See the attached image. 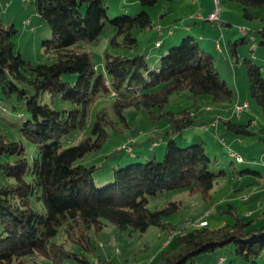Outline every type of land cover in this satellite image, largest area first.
Wrapping results in <instances>:
<instances>
[{
    "label": "trees",
    "instance_id": "1",
    "mask_svg": "<svg viewBox=\"0 0 264 264\" xmlns=\"http://www.w3.org/2000/svg\"><path fill=\"white\" fill-rule=\"evenodd\" d=\"M158 1L139 0L141 8L135 14L109 17L104 0H33L35 11L52 34L51 39L42 40L44 49L54 52L55 59L50 63H32L15 52L12 37L16 27L0 24V93L24 101L27 117L17 129L37 146L36 155L30 159L21 141L0 133V154L13 156L0 162V172L12 179L0 185V264H23L32 254L45 256L53 264H66L67 258L78 264H94L89 258L96 248L90 232L101 230L107 222L141 232L154 225L174 233L175 224L165 217L179 210L180 201L169 199L160 208H150L148 201L162 193L181 190L198 193L201 199L212 203L217 214L229 216L231 221L216 227L187 226L176 232L171 237L173 241L169 239L147 264H184L199 253L229 243L234 244L235 254L245 259L252 256L249 264H258L255 258L264 250V222L253 225V219L240 216L233 203H215L210 190L223 172L211 170L216 158L210 157L202 142L183 144L173 138L197 120L205 126L220 119L226 129L250 132V121H234L232 116L227 117L228 109L217 116L191 109L205 94L211 96L213 104H234L235 92L219 74L213 55L187 33L177 45L169 46L153 67L142 53L126 56L106 50L103 69L97 70L85 48V44L98 41L106 23L114 29L110 44L134 48L137 38L132 29L152 27L147 8ZM233 1L241 4L246 17L252 16L251 7L264 6V0ZM257 32L264 50V26ZM235 43H230L233 53ZM244 63L250 94L264 113V71L249 58ZM64 73H74L76 78L72 82L65 80ZM182 90L190 92L192 103L178 111L163 110L169 96ZM104 93L113 96L111 106L125 124L123 110L134 106L144 109L153 119L166 117L169 127L160 135L167 137L161 159L152 157L114 166L110 180L98 185L93 176L97 165L77 160L99 150L109 135L106 127L112 121L104 107L96 110L83 137L73 140L69 136L85 126L88 106ZM46 94L49 102L43 99ZM152 108H157V112ZM249 172L261 176L248 168L232 170L233 175L240 176ZM261 213L264 215V208ZM60 229L64 236L61 242L55 239ZM68 241L79 246L81 252L67 249ZM94 261L112 263L101 257Z\"/></svg>",
    "mask_w": 264,
    "mask_h": 264
},
{
    "label": "rangeland",
    "instance_id": "2",
    "mask_svg": "<svg viewBox=\"0 0 264 264\" xmlns=\"http://www.w3.org/2000/svg\"><path fill=\"white\" fill-rule=\"evenodd\" d=\"M213 1L159 0L147 8L152 27L143 30L132 29L133 35L137 38V45L134 48L110 44L109 38L114 33V29L109 23L105 24L98 41L85 44V48L90 51L97 70L103 69V53L106 50L113 54L126 56L142 53L148 65L153 67L156 62L152 54L165 53L169 46L177 45L187 33L199 40L200 45L213 55L215 66L221 77L234 90L236 95L234 104L236 102L248 103V108L241 111L239 115L233 114L232 119L240 123L250 121V125H247L250 132L236 133L226 129V125L220 119L215 121L216 125L207 123L204 127L201 125V120H197L194 124L180 130L173 138L177 143L183 144L192 141L202 142L210 157L217 160V163L211 166V170L214 172L223 170L214 180L210 190L213 201L221 204L233 203L240 216L246 220L253 219V225H260L264 222V215L261 213L264 208V113L250 94V83L244 61L245 58H249L261 65L264 71V50L259 43L257 32L258 28L264 25V6L251 7L249 11L253 16L246 17L239 2L220 0L219 19L221 18L222 22L207 19L208 14L202 15V19L192 16L195 13H203L204 9H209V7L211 10ZM104 3L109 17L120 14L133 15L141 8L139 0H104ZM84 9L85 5L82 6V10ZM0 24L3 26L14 24L17 29L12 37L14 51L20 52L25 59L32 63H50L55 59L54 52L46 51L42 45V40L51 39L52 34L47 23L35 11L33 0H0ZM183 24L189 25L191 30H186ZM157 26L161 28L160 31L159 28L156 29ZM170 28L173 33H169ZM240 28H244L246 32L241 31ZM156 38L159 39L160 45H158L159 41L155 44ZM229 41L230 43L236 42V53L232 52V45ZM62 78L72 82L76 74L64 73ZM25 88L32 92L30 87L25 86ZM43 99L49 102L47 94ZM112 99L113 96L109 93L99 95L88 106L85 126L76 128L69 136L73 140L83 137L91 127L96 110L104 107L112 121L106 127L109 135L99 150H93L77 160L85 165H97L93 176L98 185H103L110 180L114 166L117 167L129 161H146L152 157L161 159L167 137L163 138L160 135L169 127L166 117L153 119L144 109H137L134 106L124 108L125 124L112 108ZM191 103L190 92L182 90L169 96L163 110L178 111ZM234 104H213L211 96L205 94L199 96L197 104L191 109L194 113L217 116L218 112H224V109L231 110L233 113ZM56 105L59 103L57 102ZM229 106L230 108H227ZM151 110L157 112V108ZM205 110H209L210 113L207 114ZM225 115L223 114L222 118ZM26 117L27 112L23 100H17L15 95L3 97L0 93V133H7L10 140L21 141L31 159L37 153V146L25 139L17 129ZM232 151L241 156L243 160ZM12 158V155L0 154V162ZM245 168L258 171L261 176L254 172L245 173L240 176L241 178L232 174L233 169ZM256 179L259 181L255 182ZM11 181L10 177L0 172V185ZM244 195L249 197L244 198ZM169 199L181 203L178 211L165 217V220L175 224L174 233L170 235L167 230L154 225H150L141 232L129 226L120 228L107 222L101 230L93 229L90 232L91 241L96 247L94 254H89L91 261L97 264L94 259L101 257L110 259L111 264H147L163 249L164 240H172L176 232L183 231L198 219L204 220L208 227H216L224 221H231L229 216L217 214L210 201H204L198 193L189 190L162 193L151 197L148 206L160 208ZM62 232L60 229L55 237L59 242L64 239ZM65 247L77 252L82 250L70 241L65 243ZM252 259V256L245 259L235 254L234 244L229 243L214 251L199 253L184 264H249ZM255 259L258 264H264V250ZM73 262L78 264V261L65 259L66 264H73ZM23 264L53 263L45 256L32 254L26 257Z\"/></svg>",
    "mask_w": 264,
    "mask_h": 264
},
{
    "label": "built area",
    "instance_id": "3",
    "mask_svg": "<svg viewBox=\"0 0 264 264\" xmlns=\"http://www.w3.org/2000/svg\"><path fill=\"white\" fill-rule=\"evenodd\" d=\"M213 7L210 10V12L208 13V15H216L217 17H220V12H221V5L218 3V0H214L213 1ZM160 30V28H159ZM241 31L246 32V30L244 28H240ZM173 30L172 28L169 29V33H172ZM155 42H158V40H156ZM246 108H248V103L247 102H237L233 107H232V112L233 114H237L239 115V113L243 110H245ZM204 127V126H202ZM234 154H236L234 151H232ZM237 155V154H236ZM238 157H240L242 159L241 156L237 155ZM197 224H205L204 220H199V221H195L194 224L192 225H197Z\"/></svg>",
    "mask_w": 264,
    "mask_h": 264
},
{
    "label": "crops",
    "instance_id": "4",
    "mask_svg": "<svg viewBox=\"0 0 264 264\" xmlns=\"http://www.w3.org/2000/svg\"><path fill=\"white\" fill-rule=\"evenodd\" d=\"M178 8V7H177ZM210 11V7H209V9H204V12L203 13H201V14H198V13H195L194 15H192L194 18H197V19H202V15H206V14H208V12ZM252 14V13H251ZM252 16H253V14H252ZM251 16V17H252ZM219 20H221V18L219 19ZM221 22H222V20H221ZM264 26V25H263ZM183 27L186 29V30H191V27L189 26V25H187V24H183ZM262 27V26H261ZM157 29V28H156ZM161 29V28H160ZM159 30V29H158ZM160 31V30H159ZM173 33V32H172ZM155 40H158L159 41V39H155ZM158 42H155V44H157ZM161 44V43H160ZM159 44V45H160ZM220 46V45H219ZM205 48V47H204ZM206 50V49H205ZM207 51V50H206ZM152 55H154L153 56V58H154V62H156L157 63V61H158V58H159V56L161 55L159 52L156 54H152ZM227 108H230V106L229 107H227ZM233 115V113H231V110L229 111V114L227 115V117H229V116H232ZM209 124H211V125H216V123L215 122H210ZM218 125V124H217ZM238 177H240V175H238ZM241 178V177H240ZM244 198H248L249 196H247V195H244L243 196ZM219 203V202H218ZM246 214H248V213H246ZM250 215V214H249ZM160 235H161V233H160ZM170 235H171V233H170ZM169 235V236H170ZM171 237V236H170ZM168 242V239L167 240H164L163 242H162V244L165 246L166 245V243ZM157 256V255H156ZM155 257V256H154ZM153 257V258H154ZM150 261V260H149Z\"/></svg>",
    "mask_w": 264,
    "mask_h": 264
},
{
    "label": "bare ground",
    "instance_id": "5",
    "mask_svg": "<svg viewBox=\"0 0 264 264\" xmlns=\"http://www.w3.org/2000/svg\"><path fill=\"white\" fill-rule=\"evenodd\" d=\"M218 3L220 4V1L218 0ZM207 18L208 19H211V20H216V19H218L219 17H217L216 15H207ZM157 28H159V26L157 27ZM237 103V102H236ZM235 103V104H236ZM234 104V105H235ZM200 219H198L197 221H199ZM197 225H202V224H197Z\"/></svg>",
    "mask_w": 264,
    "mask_h": 264
}]
</instances>
